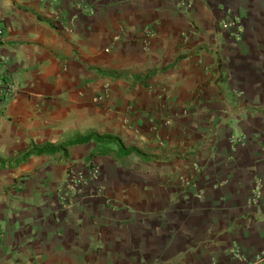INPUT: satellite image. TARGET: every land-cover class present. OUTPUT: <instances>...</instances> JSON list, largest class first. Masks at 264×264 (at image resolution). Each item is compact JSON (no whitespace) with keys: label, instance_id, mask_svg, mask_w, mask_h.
<instances>
[{"label":"crops","instance_id":"obj_1","mask_svg":"<svg viewBox=\"0 0 264 264\" xmlns=\"http://www.w3.org/2000/svg\"><path fill=\"white\" fill-rule=\"evenodd\" d=\"M0 28L17 87L0 96V264L264 252V0H0ZM88 133L114 140L15 163Z\"/></svg>","mask_w":264,"mask_h":264},{"label":"built area","instance_id":"obj_2","mask_svg":"<svg viewBox=\"0 0 264 264\" xmlns=\"http://www.w3.org/2000/svg\"><path fill=\"white\" fill-rule=\"evenodd\" d=\"M145 36L143 37L144 40V47L149 49L151 44V31L149 28H145ZM4 31L0 28V41L3 39ZM5 58H0V61H3ZM15 90H17L16 85L12 81H0V96L8 97L11 96ZM99 169L94 168L92 170L93 177L99 174ZM97 178V177H96ZM88 183V179L82 173H79L75 178H73V188L74 193L77 195L84 196L85 195V185ZM262 188H263V181L261 179L257 180L255 183V187L250 197V203L255 204L258 203L261 196H262ZM98 191L103 194L104 188L98 189ZM233 255L239 260H246V258L240 253L238 248L232 250ZM248 264H264V252H260L256 254Z\"/></svg>","mask_w":264,"mask_h":264},{"label":"trees","instance_id":"obj_3","mask_svg":"<svg viewBox=\"0 0 264 264\" xmlns=\"http://www.w3.org/2000/svg\"><path fill=\"white\" fill-rule=\"evenodd\" d=\"M97 141V142H112L114 139L110 137H103L99 136L95 133H88L83 136H76L73 138H69L58 145H51L47 144L38 148H32L26 153H24L20 158L16 160V164L22 161H26L31 155L37 154H57L61 153L62 151L66 150L68 147L75 146L78 144L88 143L90 141Z\"/></svg>","mask_w":264,"mask_h":264},{"label":"rangeland","instance_id":"obj_4","mask_svg":"<svg viewBox=\"0 0 264 264\" xmlns=\"http://www.w3.org/2000/svg\"><path fill=\"white\" fill-rule=\"evenodd\" d=\"M79 135V134H78ZM41 147V146H40ZM38 148V147H37ZM35 154H37V153H35ZM65 189V188H64ZM61 192H62V190H61ZM66 192V193H65ZM63 193H65L66 194V196L68 197V195H70V194H72L73 192H72V190H67V191H63ZM63 197V199H60V200H63V202L64 201H67L68 202V199H70V198H67V197Z\"/></svg>","mask_w":264,"mask_h":264}]
</instances>
